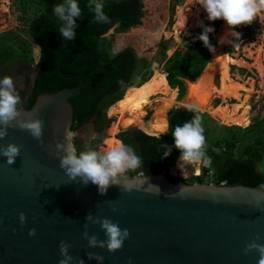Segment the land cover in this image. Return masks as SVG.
<instances>
[{
    "label": "water",
    "instance_id": "95a60500",
    "mask_svg": "<svg viewBox=\"0 0 264 264\" xmlns=\"http://www.w3.org/2000/svg\"><path fill=\"white\" fill-rule=\"evenodd\" d=\"M78 4L81 7V0ZM81 21L85 24L76 30V35L90 25L87 15L76 19V23ZM215 41L213 55L221 49L219 41ZM57 43L72 55L57 66L58 75L78 83L39 95L29 111L22 107V118H27L26 112L44 122L43 144L19 128H9L7 137L0 140V146L11 143L21 147V155L10 166L6 158L0 157V264H59L60 241L70 245L71 264H97L87 259L89 252L103 256L101 264H258L257 253L243 252L257 235L258 243L264 244V194L258 197L257 188L199 182L175 184L166 177L167 171L148 176L146 182L147 176L135 175L128 178L131 190L112 186L103 196L91 183H66L54 146L63 142L66 129L71 130L73 112L69 100L80 93L85 82L79 73L62 71L75 63L78 52L62 42L61 34ZM201 75L184 81L191 85ZM35 81L36 74L33 85ZM186 92L175 107L165 108L166 133L170 131L167 117H173L176 111L191 109L203 114L202 110H206L202 103L205 97H194L190 87ZM21 212L26 217L23 227L18 219ZM89 213L128 229L129 238L120 251L109 254L106 249L87 247L82 232ZM31 228L36 229L34 237L28 236ZM88 233L99 240L106 239L99 225H90Z\"/></svg>",
    "mask_w": 264,
    "mask_h": 264
},
{
    "label": "trees",
    "instance_id": "16d2710c",
    "mask_svg": "<svg viewBox=\"0 0 264 264\" xmlns=\"http://www.w3.org/2000/svg\"><path fill=\"white\" fill-rule=\"evenodd\" d=\"M16 1L21 3L22 23L28 28L27 34L32 43L25 42L13 33L0 35V74L9 75L7 65L15 60L25 62L26 69L32 71L35 62L33 45L41 49L40 63L35 70L34 85L32 84L28 90L18 92L22 99V106L25 103L24 108L29 111L39 95L72 88L78 82L73 79H63L57 73V66L72 56L71 53L60 48L57 43V37L60 34L58 32L59 22L53 15L52 7L61 3L62 0ZM102 2L105 13L110 17V23H96L92 12L87 7L89 0H81V16L87 15L90 18V25L84 33L76 35L73 41H64L62 38L66 46L78 52L75 63L64 67L62 71L79 73L85 82L80 93L69 100L73 112L71 130L78 134L80 130L92 124L95 133L101 137L93 140L90 146H82L79 139L74 140L77 152L101 151L98 147L106 138L107 131L115 119V116L111 114L115 104L119 102L118 107L122 100L128 98L130 86L136 80L138 82L135 86L146 82L155 73L157 67L152 66L153 57L159 54L161 61L167 58L168 43L161 42L159 45L158 40L150 38H143L141 39L143 43H133L132 48L112 55L109 40L106 37L110 30L117 27L114 36L116 45L123 49L124 43L132 38L130 33L133 30L146 31L149 25L157 22L163 27L167 23L170 12L174 14L175 11V5L159 7L158 4L161 2L157 0H151L147 4L140 3L138 0H102ZM28 15L32 17L28 18ZM77 24L76 30H79L84 26L85 21ZM221 24L222 20L215 21L213 27L218 29ZM168 25L173 26L174 23L170 22ZM244 31L248 34L250 32L249 28H245ZM209 41L214 47L210 34ZM184 44L187 49L185 54L176 51L165 62L162 71L167 76L157 74L159 83H161L160 80L163 83V80L167 78L173 89L179 87L183 90L184 79L196 80L205 69L213 52H209L199 40H185ZM155 76L148 83L153 81ZM146 84L138 88H143ZM194 114L195 112L191 109L177 111L171 118L170 131L159 138L149 137L137 130L120 134L117 139L131 146L142 159V167L130 171L129 177L153 176L167 171L166 177L175 184L193 183L194 181L170 174V170L177 165L179 152L173 149L169 156L164 157L165 149L161 147V144L172 145L174 128L190 121ZM202 118L204 126L207 117L202 115ZM224 131L225 135L219 138L215 136V129L209 134L206 139V143L210 142L207 146V155L212 163L209 168L202 169L201 176L193 179H199L201 181L199 183H203L207 174L213 171L210 183L257 188L264 183V173L256 172L253 164L264 157V138L259 134L260 126L256 125L248 130L231 128ZM249 139L252 141L251 144L246 143ZM239 146H241V153L238 158L235 151Z\"/></svg>",
    "mask_w": 264,
    "mask_h": 264
},
{
    "label": "rangeland",
    "instance_id": "374dc122",
    "mask_svg": "<svg viewBox=\"0 0 264 264\" xmlns=\"http://www.w3.org/2000/svg\"><path fill=\"white\" fill-rule=\"evenodd\" d=\"M29 1V0H25ZM140 3L147 4L151 0H138ZM161 3L158 4L160 7H168L170 5H175L174 14L170 12L168 15V20L165 26L161 27L160 23L151 24L148 27V30H133L130 34L132 35L131 39H128L124 43L123 49H120L116 45L114 37L116 35L115 30L117 27L110 30L109 34L106 36L109 40L110 52L113 54V49L117 50L116 54L122 52L127 48H132L133 43L140 44L141 39H155L161 42H167L168 48L166 51L167 58L161 61V56L157 54L151 59L152 66L156 65L157 69L155 73L144 83L137 84V80L132 86H130V93L127 99L122 100V104L117 107L114 106L111 114L115 116L113 123L110 125V128L107 131L106 138L100 144L101 151L105 150L108 147V141L113 140L117 141L118 136L124 132L130 130H139L144 134L145 132L140 129V127L130 125L129 123L137 121L142 122V118L145 116V112L142 111V108L148 103V98L151 95L158 94L157 98L152 102L155 103V106L151 108L153 115L149 118V122L162 121L164 124H158L165 126V133L167 130L166 123V114L168 113L167 109H160V106L163 104V99H171L172 93L170 92V86L167 87L166 80H162L159 83V75L163 74L162 69L168 58H171L176 51H181L183 54L186 52L185 46L181 41L185 40H194L197 41L196 37L202 32V27H211L214 29V32L210 33L211 38L214 42V49L217 48L216 39L220 35V32L223 28L228 27L223 21L221 26L216 29L213 27V22H209L206 18V13L200 8L198 0H157ZM21 3L16 0H0V35L5 33H13L15 36H19L27 43H32L31 39L28 37V28L22 23L23 13L20 9ZM32 17L28 15V18ZM185 18L186 22L181 20ZM173 22L174 25L170 26L168 23ZM184 22V23H182ZM245 28H249V34L247 31H244ZM234 31L240 33V40L234 41L232 35L231 40L227 45L222 47L223 53L231 58L232 63L229 64V78L231 81H237L240 86L235 88L221 90L220 83V71L213 65L214 60H218L219 51L208 59V64L206 65V71L213 75V88L214 94L210 99V108L202 110L203 114L207 117V120L203 127H205L204 135L208 139L209 134L212 130L215 129L216 138L222 137L225 135V129L239 128L240 130H248L253 128L256 125L260 126V136L264 138V13L258 16L252 24L246 26H239L234 29ZM143 43V42H142ZM159 47V46H158ZM222 53V58L224 54ZM33 56H34V65L32 66V71L26 69V63L21 60L11 61L7 65V71L9 75L0 74V79L5 76H9L13 79L17 91H24L30 89L32 86V79L35 76V70L37 69L38 64L40 63L41 49L33 45ZM213 66V68H211ZM211 68V70H210ZM213 70V71H212ZM217 71V72H216ZM205 72L201 75L204 76ZM156 75V76H155ZM153 76L156 80V83L150 87L144 95L140 98L133 99L134 101H128L133 94L141 90L138 88L143 84L147 83ZM167 76V75H165ZM200 77V78H201ZM199 78V79H200ZM135 86V87H134ZM189 84L184 81V88L187 91ZM200 87V86H199ZM179 87L174 89L175 97L174 102L164 101L165 104L172 103L173 107L175 106V99L178 93ZM237 89V92H235ZM173 92V93H174ZM173 100V99H172ZM162 103V104H161ZM128 104V106H126ZM164 104V106H165ZM221 108L215 112V114L210 113L211 110ZM164 111V112H163ZM162 114V115H160ZM160 115V116H159ZM163 118V119H159ZM217 126V127H215ZM131 128V129H130ZM147 134V133H146ZM149 136V135H148ZM100 135L95 133L94 127L92 124L80 130L77 134V139L80 140L82 146H90L91 142L95 139H100ZM246 143L251 144L252 141H246ZM210 142L206 143L208 146ZM239 146L235 153L239 158L240 149ZM254 169L256 172L264 173V157L259 162H254ZM203 164H183L182 162H177V165L174 169L171 170V175L175 177H180L186 180L201 182L199 179H193L194 177H199L202 174ZM199 173V174H197ZM128 178L129 173H128ZM204 180V179H203ZM211 179L205 178V183H210ZM193 182V183H194ZM203 182V183H204Z\"/></svg>",
    "mask_w": 264,
    "mask_h": 264
},
{
    "label": "clouds",
    "instance_id": "9594fccd",
    "mask_svg": "<svg viewBox=\"0 0 264 264\" xmlns=\"http://www.w3.org/2000/svg\"><path fill=\"white\" fill-rule=\"evenodd\" d=\"M198 4L206 13L209 22L222 20L228 26L234 41H239L241 35L234 31L235 28L252 24L258 16L264 13V0H198ZM87 7L92 12L96 23L107 24L111 22L110 17L104 11L102 0H89ZM52 12L59 22L58 32L62 35L63 40L73 41L76 38V29L78 28L76 19L82 15L78 0H62L61 3L53 5ZM201 27L202 32L196 39L201 41L209 52H214L215 49L209 41V34L214 32V29L203 25ZM181 43L184 44L183 41ZM116 52L117 50L114 48L113 54ZM22 111V99L13 79L9 76L3 77L0 79V140L7 137L9 128H19L22 131H27L33 139L43 144L44 122L39 118H33L26 112L24 116L27 118H22ZM193 111L195 114L190 121L174 128L172 145L161 144V147L165 149L164 157L169 156L175 149L179 152V162L183 164L210 166L212 161L207 155L203 118L198 111ZM75 137L74 131L66 129L63 142H56L54 146V154L59 159V167L67 177L66 183L77 180L84 186L91 183L96 186L97 192L101 196L105 195L109 187L112 186H122L125 190H131L133 185L129 182L128 173L142 167L141 157L131 146L117 140L103 151L84 150L77 152L73 142ZM20 155L21 147L19 145L9 143L7 146H0V157L6 158V163L9 166ZM148 179L147 176L144 182ZM255 192L258 197L264 194V183H261ZM18 219L21 227H23L26 223L25 214L19 213ZM90 225H99L106 239L99 240L95 235L89 236L88 228ZM83 227L82 237L87 241V247L89 249H106L109 254L120 251L130 235L127 228L122 229L118 223L108 218H93L91 213L85 217ZM35 235V228L28 230L29 237ZM259 240V235L253 237L245 245L243 252L245 255L252 252L257 253L259 256L258 264H264V244L258 243ZM58 248L62 257L59 264H71L73 257L69 254L70 245L60 241ZM87 259L95 260L97 264H101L104 257L89 252ZM78 264H83V261H78Z\"/></svg>",
    "mask_w": 264,
    "mask_h": 264
},
{
    "label": "bare ground",
    "instance_id": "6f19581e",
    "mask_svg": "<svg viewBox=\"0 0 264 264\" xmlns=\"http://www.w3.org/2000/svg\"><path fill=\"white\" fill-rule=\"evenodd\" d=\"M181 20L186 22L185 18H181ZM184 22H182V23H184ZM230 34H231L230 29L228 27H226V28L224 27L223 30L220 32V35L217 37V40L219 41L221 49L219 50L218 60L213 61V65L216 66L221 73L220 74V77H221L220 78L221 79L220 88H221V90H225V91L227 89H231V88L233 89L238 85L240 86V84L237 81H231L229 78V64H230V62L232 63V60H231V58H229L228 56H226L223 53L224 48L222 49V47H224V45H227L228 42L231 40ZM222 53L225 55L224 58H222ZM211 68H213V66H211ZM211 68H210V70H211ZM155 83H156V80H153L148 84L145 83L146 85L141 90H139L138 92L133 94L132 97H130V99L128 101L132 102V101H134L133 99L138 98V97L140 98ZM213 83H214L213 75L207 71V72H205L203 77H201L195 83L189 85V87L191 88V92H192L194 97L198 98L199 100L201 99V97L206 98L202 102L204 104V106L206 107V109L210 108V99L214 94ZM175 92L172 93L173 95H172L171 99H163V101H162L163 104L161 103L162 106H160L162 110L165 109L167 106H168L167 109L173 108L172 103L174 102ZM235 92H237V89H235ZM164 101L165 102L170 101L172 103L165 104ZM164 104H165V106H164ZM123 106H124V104H122V107ZM126 106H128V104H126ZM219 109H220V113H221V110H222L221 108L211 110L210 113L212 112V114H215V112H217ZM160 115H162V114H160ZM159 119H163V118H159ZM129 124L130 125L134 124V126L140 127V129L142 128V130L145 133H147L149 136H152V137L161 136L162 134L165 133V129H166L165 126L158 125V124H164V122H162V121H158V122L156 121V122H153L152 124L150 123L149 125H144L143 123L137 122V121L131 122ZM167 129H168V127H167ZM115 142L116 141L110 140V141H108V145L110 146V145L114 144ZM197 174H199V173H197Z\"/></svg>",
    "mask_w": 264,
    "mask_h": 264
},
{
    "label": "flooded vegetation",
    "instance_id": "af4514ba",
    "mask_svg": "<svg viewBox=\"0 0 264 264\" xmlns=\"http://www.w3.org/2000/svg\"><path fill=\"white\" fill-rule=\"evenodd\" d=\"M167 84H168V86H170V92L173 93L174 89L171 87L170 83L167 82ZM186 93L187 92H186L185 88H183V90H181L180 88L178 89V93H177V96H176V99H175V106H176V104L178 102H180L186 96ZM157 96H158V94L151 95L148 98V103H146L145 106L142 108V111L145 112V116L142 118V122L141 123H143L144 125L148 124V122L150 120L149 118L153 115V112L151 111V108L155 106V103H153L152 101L155 100V98H157ZM115 106H116V104H115ZM22 107H25V103H23ZM171 118L172 117H167V121H168V124H170V127H171V122H170Z\"/></svg>",
    "mask_w": 264,
    "mask_h": 264
},
{
    "label": "built area",
    "instance_id": "2783aa9c",
    "mask_svg": "<svg viewBox=\"0 0 264 264\" xmlns=\"http://www.w3.org/2000/svg\"><path fill=\"white\" fill-rule=\"evenodd\" d=\"M204 167H206V168H209L210 166H207V165H203L202 166V169L204 168ZM213 171H210L208 174H207V179H212L213 178ZM141 176H144V175H141ZM224 184V183H223Z\"/></svg>",
    "mask_w": 264,
    "mask_h": 264
}]
</instances>
